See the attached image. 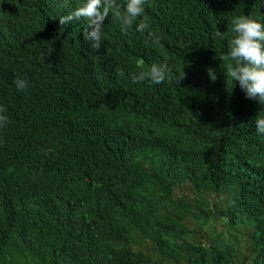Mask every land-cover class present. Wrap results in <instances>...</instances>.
<instances>
[{"label": "trees", "instance_id": "16d2710c", "mask_svg": "<svg viewBox=\"0 0 264 264\" xmlns=\"http://www.w3.org/2000/svg\"><path fill=\"white\" fill-rule=\"evenodd\" d=\"M81 2L0 0V264H264V104L221 58L264 0H146L149 29L109 15L98 47L60 22Z\"/></svg>", "mask_w": 264, "mask_h": 264}, {"label": "clouds", "instance_id": "9594fccd", "mask_svg": "<svg viewBox=\"0 0 264 264\" xmlns=\"http://www.w3.org/2000/svg\"><path fill=\"white\" fill-rule=\"evenodd\" d=\"M145 4L146 0H126L124 4L118 3L117 0H82L73 11L60 16V22L67 24L69 21L83 18L87 23L85 39L98 47L103 40L104 20L109 15L120 22L121 30L135 27L136 31L144 32L149 29V20L143 15ZM230 23L234 35L230 41L229 51L221 57L228 61L227 83H231L233 87L238 82L247 97L264 104V15H237ZM216 35L224 39V33L219 30ZM152 42L158 44L159 37L153 36ZM214 70L208 68L213 80L216 78ZM168 73L169 68L166 64L153 63L149 69L133 73L131 80L133 83L148 80L160 84L168 77ZM183 76L184 72L180 80ZM15 86L18 90L26 89L28 81L17 78ZM8 119L7 107L0 104V127L6 126ZM255 124L256 131L264 135V116H257Z\"/></svg>", "mask_w": 264, "mask_h": 264}, {"label": "rangeland", "instance_id": "374dc122", "mask_svg": "<svg viewBox=\"0 0 264 264\" xmlns=\"http://www.w3.org/2000/svg\"><path fill=\"white\" fill-rule=\"evenodd\" d=\"M176 194L177 195H183L184 197H186V199L188 201H191V200L193 201L194 197L196 196V191L193 189V187H191V185H189V184H186V185L183 184L182 186H180L176 190ZM190 218H191V220H189L187 222V224L190 227V229H193L194 231L204 232L203 229L201 228V226L198 224V221L192 219L193 218L192 215H190ZM241 241H242V243H241L242 244V248L245 249L248 246V242H247L248 240H247L246 237H242V240ZM147 244H148V247H149L150 242L148 241ZM149 251H150V253H152V255H154L156 257L155 253L152 252L151 247H150V250ZM243 261H244L243 260V257L240 256L239 262L243 263ZM245 262H246L245 264H250V261L249 260H245Z\"/></svg>", "mask_w": 264, "mask_h": 264}]
</instances>
